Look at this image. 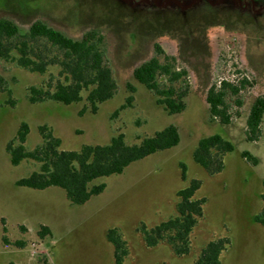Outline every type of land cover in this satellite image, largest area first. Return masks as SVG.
I'll return each instance as SVG.
<instances>
[{"label":"rangeland","instance_id":"374dc122","mask_svg":"<svg viewBox=\"0 0 264 264\" xmlns=\"http://www.w3.org/2000/svg\"><path fill=\"white\" fill-rule=\"evenodd\" d=\"M113 1L0 0V18L12 19L22 33L36 20L75 39L89 29H100L106 38V62L117 82L114 96L95 113L85 99L86 92L81 102L70 105L50 99L32 103L30 88L52 91L63 79L61 68L52 65L45 73L32 72L15 61L0 59V75L11 90L0 92V264H115L114 247L107 239L111 228H118L128 242L129 254L123 264H192L205 244L218 238L230 239L222 264H264V225L254 219L264 207V118L254 140L249 139L246 124L252 103L264 95V0H206L212 5L227 3L231 8L221 17L226 26L208 27L209 50L200 45L203 38L199 32L190 33L188 39L182 28L176 31L180 38L159 35L170 27L167 22H177L169 14L171 9L162 13H166L162 17L165 24L160 27L145 18L132 23L131 17H126L119 22ZM120 1L131 8L177 7L186 11L205 0ZM232 8L252 12L241 15ZM178 25L182 27L183 21L174 26ZM156 43L178 58L177 67L188 70L187 106L181 113L170 114L155 93L133 76L135 68L154 55ZM245 78L249 81L246 87L238 96L228 98L231 122L211 120L208 88L222 80L239 83ZM166 79L160 77L162 85H167ZM23 122L30 128L28 150L42 142L41 126L52 129L64 150L107 144L119 133L128 144L139 143L169 124L178 127L181 139L170 149L130 164L122 174L95 180L94 184L105 182V190L83 205H74L60 187L40 190L16 184L40 168L32 159L17 166L11 163L7 145ZM215 133L230 140L235 149L225 155L224 169L211 175L194 160L193 153L202 137ZM244 151L258 158V163L245 158ZM192 179L201 181L196 198L207 201L204 216L191 236V253L177 256L167 244L148 247L139 227L173 216L177 191Z\"/></svg>","mask_w":264,"mask_h":264},{"label":"trees","instance_id":"16d2710c","mask_svg":"<svg viewBox=\"0 0 264 264\" xmlns=\"http://www.w3.org/2000/svg\"><path fill=\"white\" fill-rule=\"evenodd\" d=\"M117 21L131 17L132 23L141 18L159 23L166 10L172 11L177 18V24L171 21L170 27L159 32V35L168 34L173 38H180L177 29L188 39L192 33H198L203 38L200 45L209 50L206 31L213 25H225L222 15L229 12V4L212 5L202 1L196 8L182 11L177 7L161 9L151 6L131 8L120 0H114ZM232 2V0H229ZM122 6L124 11H121ZM233 12L249 15L250 10L232 8ZM231 11V12H232ZM168 14V13H167ZM158 19V20H157ZM188 23V25H186ZM175 31V32H174ZM191 33V34H190ZM204 42V43H203ZM203 43V44H202ZM163 56V61L161 57ZM107 46L104 33L98 28L87 30L79 39L72 38L57 30L42 20L33 22L25 33L12 19L0 18V59L15 61L19 66L32 72L45 73L52 65H58L63 79L59 80L54 89L44 90L43 87L30 88V101L42 102L50 99L70 105L85 99L91 106L93 113L97 112L100 104L110 100L116 90L117 82L110 66L106 62ZM177 57L166 54L159 43L154 46V55L135 68L134 78L153 91L157 101L170 114L181 113L186 109L185 97L189 92L187 81L188 70L177 67ZM166 77L167 85H162L160 77ZM180 85L178 86L177 84ZM249 81L245 78L239 83L222 80L219 84H212L206 94L211 120L220 123L231 122L230 105L228 98L238 96ZM132 91L135 88L129 85ZM8 91L6 80L0 75V92ZM132 96L128 99L130 101ZM241 104V100H237ZM126 105H122L121 109ZM264 118V95L258 96L251 105L247 128L249 139L258 137ZM30 128L23 122L16 136L8 143L7 151L11 163L19 165L25 159H32L40 163L39 170L33 171L29 176L17 180L20 187L45 189L57 186L65 190L69 201L74 205H83L92 196L102 193L106 183L94 184V181L111 175L122 174L132 163L139 161L158 151L170 149L180 142V132L176 125L169 124L156 131L153 135L144 137L139 143L128 144L123 133L114 135L107 144H84L77 150L61 149V139L56 137L52 129L47 126L40 127L42 142L33 150H28L26 141ZM234 144L219 133L202 137L194 150V160L208 173L214 175L221 172L224 167V157L234 151ZM245 158L258 163V158L248 151L243 152ZM183 179L186 180V170L183 166ZM264 183V180H263ZM201 187V181L192 179L190 183L179 189L176 193L178 202L173 216L153 226L145 223L139 227L143 240L148 247L167 244L177 256L188 255L192 251V233L204 216L206 198H196ZM264 201V193L262 194ZM256 222L264 225L263 211L254 217ZM49 232L48 228H43ZM107 239L114 247L115 264H123L129 254L128 242L124 239L118 228H111L107 232ZM230 245L229 238L210 240L200 250L192 264H222L224 251Z\"/></svg>","mask_w":264,"mask_h":264}]
</instances>
